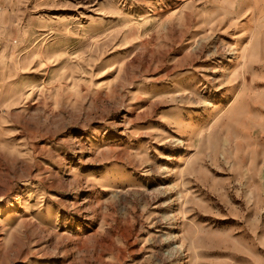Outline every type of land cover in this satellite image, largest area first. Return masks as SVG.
<instances>
[{"label": "rangeland", "instance_id": "rangeland-1", "mask_svg": "<svg viewBox=\"0 0 264 264\" xmlns=\"http://www.w3.org/2000/svg\"><path fill=\"white\" fill-rule=\"evenodd\" d=\"M0 264H264V0H0Z\"/></svg>", "mask_w": 264, "mask_h": 264}]
</instances>
